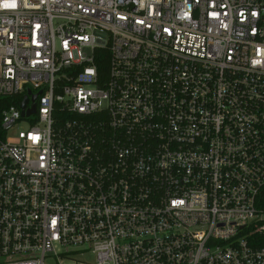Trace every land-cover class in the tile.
I'll return each instance as SVG.
<instances>
[{"label": "built area", "instance_id": "built-area-1", "mask_svg": "<svg viewBox=\"0 0 264 264\" xmlns=\"http://www.w3.org/2000/svg\"><path fill=\"white\" fill-rule=\"evenodd\" d=\"M0 97V264H264V0H0Z\"/></svg>", "mask_w": 264, "mask_h": 264}, {"label": "rangeland", "instance_id": "rangeland-1", "mask_svg": "<svg viewBox=\"0 0 264 264\" xmlns=\"http://www.w3.org/2000/svg\"><path fill=\"white\" fill-rule=\"evenodd\" d=\"M99 36H102V37H107L104 33H100ZM27 127V125L25 123H21V128H25ZM16 131L19 130V128H16L15 129ZM14 133H13V130H10L8 133H7V138L9 141H14L15 137H14ZM76 259H80V260H85L87 262H91L93 263L95 261V258L93 255H90V254H85V255H81V254H78L75 256ZM62 264H79V262H73V261H63Z\"/></svg>", "mask_w": 264, "mask_h": 264}, {"label": "trees", "instance_id": "trees-1", "mask_svg": "<svg viewBox=\"0 0 264 264\" xmlns=\"http://www.w3.org/2000/svg\"><path fill=\"white\" fill-rule=\"evenodd\" d=\"M106 68V62L104 61V59H101V69L105 70ZM13 101H11L10 98H4V97H0V134H2V112L4 110V108L6 106H8L9 104H11ZM259 206L264 208V191L262 193L261 198L258 200ZM263 241V245H264V238L261 239Z\"/></svg>", "mask_w": 264, "mask_h": 264}, {"label": "water", "instance_id": "water-1", "mask_svg": "<svg viewBox=\"0 0 264 264\" xmlns=\"http://www.w3.org/2000/svg\"><path fill=\"white\" fill-rule=\"evenodd\" d=\"M37 98V95L34 96L33 100H35ZM28 104V99H24L23 103L21 104V108H22V114L25 115V116H29L33 113L36 112V105L34 104L32 106V108L26 110V106Z\"/></svg>", "mask_w": 264, "mask_h": 264}]
</instances>
